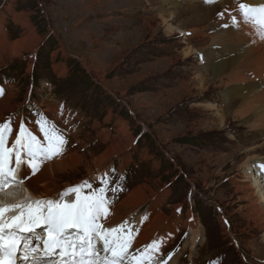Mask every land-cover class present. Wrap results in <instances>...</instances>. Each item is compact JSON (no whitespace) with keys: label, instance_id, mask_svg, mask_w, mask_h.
I'll return each mask as SVG.
<instances>
[{"label":"rangeland","instance_id":"obj_1","mask_svg":"<svg viewBox=\"0 0 264 264\" xmlns=\"http://www.w3.org/2000/svg\"><path fill=\"white\" fill-rule=\"evenodd\" d=\"M192 1L0 0L8 45L0 49V90L13 92L3 121L13 128L23 119L33 131L42 112L68 130L66 151L81 162L54 177L58 192L85 179L98 187L96 157L128 146L101 163L122 186L106 196L120 206L141 189L138 210H149L151 237L168 241L160 253L168 264L177 256L178 264H264V223L249 216L251 203L236 189L246 158L261 157L255 162L263 165L264 135L233 117L237 103L223 97L220 82L197 79L227 52L216 47L204 58L213 37L208 25L245 21L237 0ZM212 107L222 109L223 121ZM11 195L21 199L19 191ZM186 219L201 224L193 249Z\"/></svg>","mask_w":264,"mask_h":264},{"label":"snow or ice","instance_id":"obj_2","mask_svg":"<svg viewBox=\"0 0 264 264\" xmlns=\"http://www.w3.org/2000/svg\"><path fill=\"white\" fill-rule=\"evenodd\" d=\"M239 9L244 21L252 20L264 27V5L241 3ZM33 122L39 134H34L22 119L11 146L6 135L12 133V121L0 122V188L17 181L15 168L22 164L26 168L21 170L19 182L31 187V179L41 171V165L65 153L68 130L59 128L42 112L34 115ZM13 156L15 168L11 166ZM114 174L112 168L97 174L98 187H93L91 179H85L51 199L0 207V264H146L155 253L163 256L162 247L167 240H153L143 248H133L135 232L127 221L116 227L105 226L112 216V199L106 193L114 194L122 188L119 178L113 182ZM68 195L73 198L65 199ZM12 210L17 214L5 215ZM40 240L42 249L38 243L33 246V241ZM172 255L169 253L168 258Z\"/></svg>","mask_w":264,"mask_h":264},{"label":"bare ground","instance_id":"obj_3","mask_svg":"<svg viewBox=\"0 0 264 264\" xmlns=\"http://www.w3.org/2000/svg\"><path fill=\"white\" fill-rule=\"evenodd\" d=\"M194 1L195 0L192 1L193 4ZM241 3H245L252 7H259L261 5H264V0H237L234 3V8L238 9L239 4ZM168 11L169 8L166 9V12ZM226 18L228 19V16ZM237 21L239 22L237 23ZM208 29L211 30V34L213 35V37L211 38L210 46L206 48L208 50L204 58L208 57L216 47L225 48L227 52H224L225 54L218 58L211 59L209 63L206 64V66L209 67V72L206 74V76H197V79H199L200 82H203V80L207 78L214 80V82H220L225 88L223 97L227 98L229 96H232L233 100H235V102L237 103V106L232 111L233 117L238 120L247 119L246 125L248 129H259L264 135V38H262V36H264V27L253 22L252 20L242 22L240 21V18H237L236 22H229L227 24V27L215 22L211 25H208ZM185 33L187 32L185 31L184 34ZM201 35L203 36V34ZM7 46V37L4 32H1L0 49L3 50ZM191 50L192 48L187 47L185 48L183 54L185 56H188L191 53ZM2 91L3 94L0 95V122L4 119L2 113L4 111L9 112L12 110L10 101L13 95V92L9 87H5L4 89H2ZM208 107H210L209 109H211V106ZM214 109L219 112V114H217L219 121H223L224 112H222V109ZM20 121V119L16 120V125L13 126L11 135H6L9 146H11L12 142L15 140V135L18 131V124L20 123ZM32 130L34 134H39L36 128H32ZM127 147L128 146H114L109 150H107V148L106 152L101 154L99 157H96V159L94 160V164L96 167L94 168L95 170L93 169L92 173H96L95 176H97L98 171H100L98 173L105 171V168L101 165V163H103V161L105 160L107 161L108 158L115 155L116 153L122 152L121 150ZM250 149H253V147H251ZM252 158L254 159L252 160ZM256 158L262 160L261 157L251 156L246 158V160L243 162V165H249L248 167L250 170L248 168L246 169L245 175L243 176L241 182H238L236 189L240 190L251 203L248 211L249 216H255V220H257V222L264 223V168H258V165L255 162ZM80 162V156H78L74 152H72V154H69V151H65V153L61 156H57L49 161H46L41 165V171L31 179V187H29L27 183H20L19 178L16 182L10 183L9 186H7L8 189H6L4 193H0V207H10L13 205L26 204L30 201H34L35 198H53L58 193V186L55 183L54 177L58 174L64 173L67 170L73 169L75 165L79 164ZM261 162L264 165V161ZM11 166L15 168L14 156L12 158ZM21 168L25 169L26 166L24 165V167ZM255 169H258L260 172L254 171ZM90 170L91 169H88V173ZM68 186L70 185L67 184L63 189ZM15 191H19V193L21 192V199L12 202V200H9V198L11 192L14 193ZM30 193L34 195L35 198L29 197ZM142 194L143 193L141 189L138 187L120 203L121 205L119 204L120 206L111 205L112 216L109 222L105 225L106 227H116L119 224L127 221L128 227L133 229L135 232L133 248H143V246L145 245H150L153 240H162L151 237L152 235H150L149 233V230L152 227L148 226L146 222L149 210L145 213H140V210H138V207L143 205L145 201V198L142 197ZM11 197H13V195H11ZM64 198L69 200L66 197ZM16 212V210H12L5 215L10 217L12 216L11 214ZM189 217L190 214L187 218ZM155 218L156 220H158V225L162 224L161 221L165 219L160 212L155 215ZM176 224L177 223H175V225ZM176 226L178 227V225ZM183 226L188 229L189 243L191 249H193L197 245L201 237V224H196L193 220L188 221L186 219ZM262 228L264 230V227ZM168 229L174 232V229H172L171 226H168ZM37 231L39 232L40 230L38 229ZM35 243H38L39 247L42 249L43 245L40 244V241H34L33 246ZM159 258L160 253H155L150 261L146 260V264H155V261ZM178 260L179 259L177 256L176 259H174V262H172L171 264H178ZM159 261L160 262L158 264H163L165 260L160 258ZM169 261V259L166 260V264H168Z\"/></svg>","mask_w":264,"mask_h":264}]
</instances>
